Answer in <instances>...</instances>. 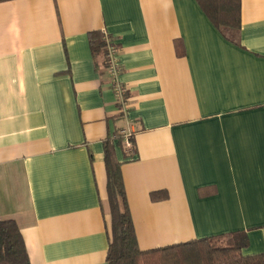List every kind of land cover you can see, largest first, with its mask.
Returning a JSON list of instances; mask_svg holds the SVG:
<instances>
[{
	"label": "crops",
	"instance_id": "obj_1",
	"mask_svg": "<svg viewBox=\"0 0 264 264\" xmlns=\"http://www.w3.org/2000/svg\"><path fill=\"white\" fill-rule=\"evenodd\" d=\"M107 143L140 250L244 233L264 253V0L235 42L197 0H0V219L31 264H107Z\"/></svg>",
	"mask_w": 264,
	"mask_h": 264
},
{
	"label": "trees",
	"instance_id": "obj_2",
	"mask_svg": "<svg viewBox=\"0 0 264 264\" xmlns=\"http://www.w3.org/2000/svg\"><path fill=\"white\" fill-rule=\"evenodd\" d=\"M211 22L225 37L235 42L241 26V0H197ZM94 57L106 56L103 34H93ZM108 205L111 215V236L107 264H264V253L247 256L244 233L230 235V243L220 246L210 238L192 240L164 248L142 251L126 195L121 163L114 146H105ZM164 192L152 193L153 200L164 198ZM0 264H31L25 240L14 220L0 219Z\"/></svg>",
	"mask_w": 264,
	"mask_h": 264
},
{
	"label": "built area",
	"instance_id": "obj_3",
	"mask_svg": "<svg viewBox=\"0 0 264 264\" xmlns=\"http://www.w3.org/2000/svg\"><path fill=\"white\" fill-rule=\"evenodd\" d=\"M106 48L108 54V61H109V72L112 75L113 85H114V92L117 96L118 100L124 104V96H125V89L120 85L118 82V76L121 73V67L118 62L117 54L118 50L114 46V44L106 37Z\"/></svg>",
	"mask_w": 264,
	"mask_h": 264
}]
</instances>
